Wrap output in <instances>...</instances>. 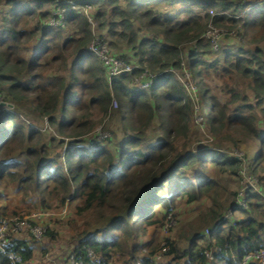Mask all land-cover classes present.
Listing matches in <instances>:
<instances>
[{"label":"trees","instance_id":"trees-1","mask_svg":"<svg viewBox=\"0 0 264 264\" xmlns=\"http://www.w3.org/2000/svg\"><path fill=\"white\" fill-rule=\"evenodd\" d=\"M55 1L32 0L31 7L24 0H0V97L13 104L31 103L35 119L55 134L46 144L42 129H27L13 113L0 111V185L24 196L34 192L41 206L54 200L60 205L75 203L81 224L72 227L70 242L75 245L62 263L73 255L82 264H155L159 233L145 242L133 240L162 222L165 214L158 220L156 207L169 212L178 200L192 203L205 197L210 203L197 220L203 224L208 219L207 229L220 223L210 237L203 230L169 241L165 264H237L248 252L264 247L263 196L250 188L243 196L245 206L232 205L225 215L222 198L227 186L220 179L264 170V8L259 6L264 0H61L54 10L68 8L66 1L94 8L89 18L82 10L64 13L68 32L48 26L50 19L59 17L54 10H41L43 3ZM90 19L96 23L94 31ZM209 24L233 30L254 47L237 53L225 49L214 63L208 61L212 54L202 36ZM103 31L113 40L126 41L131 54L116 55L135 65L130 74L109 77L88 49L95 39L108 38ZM30 42L35 48L27 60L21 49ZM198 49L204 59L198 57ZM184 63L196 98L204 111H210L203 118L212 135H234L237 149L253 142V156L246 152L237 159L216 148L175 151L176 140H187L193 113L189 91L174 75ZM218 64L224 73L234 68L238 79L246 82L260 118L251 106H235L230 113L228 103L221 104L213 95L204 78ZM145 71L155 76L148 88L138 89L134 81ZM112 103L124 136L114 152L101 141H90L95 135L93 116L110 115ZM153 121L163 139L141 147ZM236 137L240 141L235 142ZM61 146V154H50ZM19 153L23 159L17 158ZM258 179V190L264 194L263 179ZM3 213L0 208V218ZM45 235L54 238L50 231ZM214 247L221 252L209 260L205 252ZM87 249L99 259L92 261ZM14 250L22 260L18 264H31L34 250L28 240L17 239ZM0 264L12 263L0 252Z\"/></svg>","mask_w":264,"mask_h":264},{"label":"rangeland","instance_id":"rangeland-1","mask_svg":"<svg viewBox=\"0 0 264 264\" xmlns=\"http://www.w3.org/2000/svg\"><path fill=\"white\" fill-rule=\"evenodd\" d=\"M24 1L31 7H35V3L32 2V0ZM58 1L61 0H57L54 3H43V5L41 6V10L52 12L54 9H56ZM263 5V3L259 4L262 9L264 8ZM2 6L3 4L0 5V10ZM75 10H82L85 16L90 17L89 14L93 13L94 8L91 6H79ZM56 11L57 10H54V13H56ZM33 24L34 22L29 25V28L32 27ZM90 24L92 30L94 31L96 23L90 19ZM66 28V24H63V27L61 29L62 31L68 32L69 30H67ZM208 29V38L203 37V39L205 44L209 43V54L212 55H209L207 59L208 61H212V63H214V58H216V56H222V53L225 49H230L231 52L237 53L239 49H245L246 51L247 49L250 50L254 47L253 45H249V43H247L244 38H239L236 32H234L233 30H229L224 27H217L213 24H209ZM102 33L107 36L105 31H103ZM107 37L108 38H104L103 41L107 45L108 50L113 55L117 56V52H120L124 55L131 54V52L127 54V50L129 49L126 46L125 40L121 39L117 41L113 40V38L109 36ZM225 37L226 39H224ZM209 38H212V41H209ZM215 38L217 39V47H215ZM190 46L191 45H188V47ZM34 48V42L24 44L21 49L23 57L28 60ZM197 53L198 57L202 59L205 58L203 57V54H201L202 49L201 51H199L198 49ZM219 61L222 63V59ZM220 66L221 65L219 64L214 65L213 68L209 69L207 77L204 78L205 84L210 88L213 95L217 97L221 104L228 103V111H230V113L234 111L235 106L242 107L245 105L251 106L254 110L253 113L260 118L261 115L258 110L259 107L256 103L255 98L252 97V93L246 82L238 79L236 70L234 68L230 67L229 72L224 73L221 72ZM174 75L176 79L182 85H184L186 89H188V95L193 107L190 132L187 140H176L173 144L175 151L186 154L188 152H197L205 148H216L225 155H228L229 157H236L237 159L246 152L253 156L257 151L253 142L246 141L242 145H240L241 149H237L235 143L232 140L234 135L230 139L225 138V133L222 135H217L215 137L212 135L209 125L205 123L204 120L206 115H209L210 111L209 109H207V111H204L202 102L198 101V98H196L193 91L195 85H193V80L190 78V73L187 71L185 63L183 64V70L174 71ZM32 107L33 105L29 102H23L22 104H13L10 103L7 99L0 97V111L13 113L15 115V120L22 123L25 127H27V129H42L44 142L46 144H49L50 139L55 137L54 131L47 127L43 121L35 119ZM111 107L114 111H111L110 115H106L104 117L102 115L93 116V121L95 122V128L93 132H99L97 134L94 133V139H90V141L91 144H93L95 140L99 142L101 141V143L107 146L110 151L114 152L115 147L119 146V142L124 139V136L121 132L122 122L118 113L116 112L117 106L112 103ZM246 112L248 113L252 111ZM99 135H102L104 138H99ZM89 138H91V136H89ZM162 139V135L160 134V131L157 127V122L153 121L145 131V136L143 138V142H141V147H143L146 143L158 142ZM234 139L235 142L240 141V138L236 137ZM63 146H61V149L57 152L51 149L50 154H61ZM129 146L130 145L128 144V147ZM23 157V153H19L17 155L18 159H23ZM243 168H245L246 170L244 164ZM194 173L195 172L190 171L188 174L194 175ZM258 177H261L264 183V170L260 173H257L256 175L254 174L253 176H250L246 171L244 173L242 171L241 178L240 176H236L234 178H231L227 175L221 176V182L227 186L225 194L222 198L225 206L227 205L226 212H224L225 215H228V211L231 210L232 205H236L237 201L241 200V197L245 195L244 193L248 189L251 188L254 191L259 189V186L261 185L259 183H261V181L258 179ZM169 186L170 184L165 188V196L168 195ZM234 191H236V194L233 197L232 192ZM0 194V208L4 210V215L2 216L3 218H11L14 216H19L21 218L25 217L24 219L32 221V223L42 225L46 228L45 232L39 239L32 238L28 234V231L24 229L15 234V237H17V239L28 240L29 245H31V247L33 248L34 256L31 264H69L68 261L62 263V259L65 252L70 251L72 246L75 245L73 244L75 242H70V236L73 235L72 233L74 232L72 227L74 226V224H76L77 227H79L81 224V220H79L77 212L74 209L75 203L66 201L64 205H60L56 200H54L51 202H47L45 206H41L39 197L34 194V192H30L28 196H24L22 192H17L9 186H2V189H0ZM178 201L179 202L177 203V206L169 212L165 211L161 207H156L155 211L158 220H160L163 214H165L164 218L161 220L162 222L148 227L147 234L145 236H139V238L134 239L133 242H145L153 233H159L162 240L159 244L158 251L155 253L157 255L162 246L165 247L167 245L168 247L169 241H177L181 238L184 239L185 237L196 232L202 234L203 230L205 231L210 227L211 222L208 221V219H206L205 223L203 224L201 223L202 221L197 220L200 212L206 209V207L209 205L210 200L208 198L205 197L192 203H187L184 199ZM235 213L238 218H243L242 216H240L239 211H236ZM37 214H39V216H36ZM48 231L54 234V238L45 235V233H47ZM214 237H216L215 232L213 233V238ZM184 242L185 245L188 244L187 240ZM144 253H148V250H144ZM165 263L166 256H163L158 260V264Z\"/></svg>","mask_w":264,"mask_h":264},{"label":"built area","instance_id":"built-area-1","mask_svg":"<svg viewBox=\"0 0 264 264\" xmlns=\"http://www.w3.org/2000/svg\"><path fill=\"white\" fill-rule=\"evenodd\" d=\"M66 2L69 4V7L61 10H57L55 15L56 16L58 15L59 17L50 19L48 21L49 27L62 28L64 24L63 23V17L65 15L64 13H66L69 10H75L76 8L79 7V5L77 6L71 1H66ZM209 13L211 16L215 15V12L209 11ZM208 33H209V29L206 30V32L203 34L202 37H207ZM208 40L212 41V38H209ZM215 40H216L215 47H217V39L215 38ZM88 49L100 59L103 66L106 68L109 77L118 76L123 73L130 74L132 69L135 67V65L127 63L123 58L113 55L108 50L107 45L102 40L95 39L90 44ZM154 76L151 75L149 72L145 71L140 76L139 79L135 80L136 82L134 81L136 88L138 89L148 88L152 83ZM114 105L117 106L116 103H114ZM98 132L99 131L95 132V134H97ZM98 137L104 138L102 135H99ZM256 191L264 198V194H261L258 189ZM236 205H238L239 207L245 206L244 197H241V200L237 201ZM36 216H39V214H37ZM24 218H21L19 216H14L11 218H3V217L0 218V252L7 255V257L9 258L12 264H18L22 262L20 255H18L14 250V247L17 242V237H15V234L20 232V230L24 229L28 231V234L32 238L39 239L46 230L44 226L32 223V221L26 220ZM219 223L220 222L218 221L212 228L206 229L204 232L205 235L207 237H210L211 232L216 229ZM167 249H168L167 245L165 247L162 246L159 253L157 255L156 254L154 255L153 262L155 264H158V260L161 259L163 256H165L164 254L167 251ZM220 252H221V248L214 247L213 249L206 251L205 255L207 259L211 260L213 259L214 254H218ZM87 256L92 261H97L99 259V257H97L90 249H87ZM68 262L69 264H82L81 262L76 261L73 255H71L68 258ZM250 262H255L256 264H264V247L248 252L247 254L244 255L242 260L237 264H249Z\"/></svg>","mask_w":264,"mask_h":264}]
</instances>
